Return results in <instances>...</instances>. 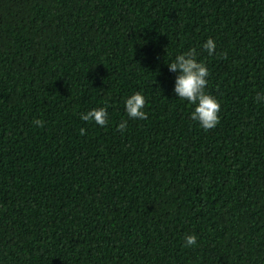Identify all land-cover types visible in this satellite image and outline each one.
<instances>
[{
    "label": "trees",
    "instance_id": "trees-1",
    "mask_svg": "<svg viewBox=\"0 0 264 264\" xmlns=\"http://www.w3.org/2000/svg\"><path fill=\"white\" fill-rule=\"evenodd\" d=\"M189 48L220 102L209 129L172 91ZM257 90L264 0H0V264H264ZM100 106L104 126L80 118Z\"/></svg>",
    "mask_w": 264,
    "mask_h": 264
},
{
    "label": "clouds",
    "instance_id": "clouds-1",
    "mask_svg": "<svg viewBox=\"0 0 264 264\" xmlns=\"http://www.w3.org/2000/svg\"><path fill=\"white\" fill-rule=\"evenodd\" d=\"M201 47L206 49L209 56H211L216 49V42L212 37H208L202 42ZM167 67L169 71L175 73L172 91L176 97L186 100L192 108L189 113L190 119L203 129L215 127L219 121L220 102L206 90L209 69L204 60L197 59L195 49L189 48L177 52L174 58L167 63ZM254 101L258 104H264V90L255 91ZM123 104L128 117L134 119L147 118V113L144 111L146 99L142 91H134L125 96ZM107 117L106 106L90 108L81 113L80 116L82 120L94 121L100 126L107 123ZM34 123L39 126L41 121L36 119ZM127 123L126 119H122L117 124V128L123 131ZM196 244L197 236L195 233H186L183 236L184 246L189 247Z\"/></svg>",
    "mask_w": 264,
    "mask_h": 264
}]
</instances>
